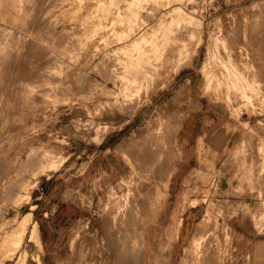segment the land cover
I'll return each mask as SVG.
<instances>
[{
  "label": "rangeland",
  "instance_id": "obj_1",
  "mask_svg": "<svg viewBox=\"0 0 264 264\" xmlns=\"http://www.w3.org/2000/svg\"><path fill=\"white\" fill-rule=\"evenodd\" d=\"M0 76V233L27 211L46 232L35 204L50 203L46 179L66 165L86 161L102 179L79 216L49 224L53 244L36 264H264V252L247 255L234 237L253 229L264 241V0H0ZM199 99L238 119L225 151L240 161L230 192L240 203L224 201L211 177L169 210L168 190L151 204L141 184L170 162L173 175L180 121Z\"/></svg>",
  "mask_w": 264,
  "mask_h": 264
},
{
  "label": "crops",
  "instance_id": "obj_2",
  "mask_svg": "<svg viewBox=\"0 0 264 264\" xmlns=\"http://www.w3.org/2000/svg\"><path fill=\"white\" fill-rule=\"evenodd\" d=\"M195 103L199 104L198 109L187 112L178 129L180 160L175 164L173 175L170 174L166 193L162 195V197L166 196L168 190V197L164 200V209L173 208L177 198L180 200L193 196L195 190L206 185L211 177L216 178L220 183V189L224 191V194L220 196L224 201L234 205L240 203V200L236 199L241 196L230 193L231 183L239 179L237 177L234 179V176H240L242 173L239 169L240 161H234L229 155L227 156L225 151L237 138L238 119L231 108L223 102L199 99ZM102 144L103 141L97 145V149H102ZM119 146V143L115 145L116 150ZM121 147L123 148L122 145ZM72 161H78V159ZM123 161V158L114 161L115 168L110 175L116 179L122 175L120 171H123ZM65 167L63 173L56 171L50 179H46L52 183L46 192L50 203L42 208H40V203L35 204L36 210H39L41 215L40 222L46 223L47 226L46 232L42 230L40 234L41 245L45 248L52 245L54 239L49 224L54 225L55 220L68 221L72 217L79 216L81 209L84 210L92 187H95L92 186L93 182L102 181L99 176L91 175L90 166L86 161L79 167L76 162ZM55 185L59 192L57 197H55ZM64 209L67 214L65 217H60ZM234 222L239 226L242 221L241 218H236ZM257 236L258 233H255L253 229L234 230L238 250L240 251L243 247L247 255H250L252 250L255 251L256 247H258V252H264V241L257 240ZM248 248L250 250H247Z\"/></svg>",
  "mask_w": 264,
  "mask_h": 264
},
{
  "label": "bare ground",
  "instance_id": "obj_3",
  "mask_svg": "<svg viewBox=\"0 0 264 264\" xmlns=\"http://www.w3.org/2000/svg\"><path fill=\"white\" fill-rule=\"evenodd\" d=\"M39 4H41V3H39ZM40 6V5H39ZM25 8V7H24ZM65 12V11H64ZM63 12V13H64ZM27 14V13H26ZM29 18V17H28ZM35 18V17H34ZM34 18H33V20H34ZM36 19V18H35ZM42 20V19H41ZM51 20V19H50ZM20 21V20H19ZM4 22H5V20H4ZM27 22V21H26ZM28 23V22H27ZM42 23H40V25H41ZM45 24V23H44ZM52 24V23H51ZM36 25H37V23H36ZM39 25V24H38ZM30 26V25H29ZM35 27V26H34ZM30 29V28H29ZM34 28L32 27V30H33ZM28 30V29H27ZM26 30V31H27ZM29 34V33H28ZM13 38V37H12ZM32 41V40H31ZM30 41V42H31ZM31 45V44H30ZM23 48V47H22ZM45 49V48H44ZM20 50V49H19ZM47 54V53H46ZM45 54V55H46ZM28 55V54H27ZM19 56H21V55H19ZM26 56V55H25ZM18 57V56H17ZM43 58V57H42ZM26 59V58H25ZM24 59V60H25ZM30 59V58H29ZM6 61V60H5ZM36 61V60H35ZM38 61V60H37ZM21 62V61H20ZM34 62V61H33ZM19 63V62H18ZM10 64V63H9ZM34 64V63H33ZM43 64V63H42ZM8 65V64H7ZM15 65V64H14ZM31 65V64H30ZM17 66V65H16ZM40 66V65H39ZM47 66V65H46ZM50 66V65H49ZM6 67V66H5ZM27 67H29V65L27 66ZM14 69V68H13ZM47 69V68H46ZM43 70V69H42ZM53 70V69H52ZM45 71H47V70H45ZM44 71V72H45ZM41 72V71H40ZM43 72V71H42ZM56 74V73H55ZM44 75H46V74H44ZM52 75V74H51ZM57 75V74H56ZM3 76V75H2ZM6 76V75H5ZM8 76V75H7ZM41 76V75H40ZM1 77V76H0ZM39 77V76H38ZM42 77V76H41ZM34 78H35V76H34ZM47 78H48V76H47ZM14 79V78H13ZM54 79V78H53ZM61 79V78H60ZM44 80V79H43ZM28 81V80H27ZM20 82V81H19ZM21 84V83H20ZM15 85V84H14ZM23 85V84H22ZM17 86V85H16ZM35 86V85H34ZM52 86H54V85H52ZM24 87V86H23ZM28 87V86H27ZM34 88V87H33ZM68 88V87H67ZM31 90H33V89H31ZM30 90V91H31ZM22 92V91H21ZM244 93V92H243ZM22 95V94H21ZM14 96H15V94H14ZM26 97V96H25ZM38 97V96H37ZM58 97V96H57ZM26 99V98H25ZM44 99V98H43ZM30 100V99H29ZM32 101V100H31ZM1 102V101H0ZM5 102V101H4ZM23 102H25V101H23ZM41 103V102H40ZM45 103H46V101H45ZM14 104V103H13ZM32 104V103H31ZM34 104V103H33ZM42 104V103H41ZM38 105V104H37ZM36 105V106H37ZM40 105V104H39ZM44 105V104H43ZM35 106V105H34ZM45 106H46V104H45ZM6 107V106H5ZM40 108V107H39ZM6 109V108H5ZM36 109H37V107H36ZM44 109V108H43ZM12 110H14V109H12ZM42 110V109H41ZM20 111V110H19ZM39 113V112H38ZM17 115V114H16ZM15 115V116H16ZM20 115V114H19ZM27 115H28V113H27ZM1 116H2V114H1ZM18 116V115H17ZM16 116V117H17ZM14 118V117H13ZM11 119V118H10ZM19 120V119H18ZM178 120H180V118L178 119ZM177 121V120H176ZM12 122H14V121H11V123ZM178 123V122H177ZM180 123H181V121H180ZM0 125H3V124H0ZM4 125H5V123H4ZM180 125V124H179ZM16 126V125H15ZM18 127V126H17ZM2 128V127H1ZM5 129V128H4ZM172 130V129H171ZM175 130V129H174ZM173 132V131H172ZM175 132H176V130H175ZM24 134V133H23ZM171 136V135H170ZM174 135H173V133H172V137H173ZM6 137V136H5ZM3 138V137H2ZM22 138V137H21ZM171 138V137H170ZM173 139V138H172ZM172 139H171V141H172ZM170 140V139H169ZM170 142V141H169ZM14 143V142H13ZM171 143V142H170ZM11 146H12V144H11ZM14 146V145H13ZM169 146V145H168ZM170 149V148H169ZM1 150V149H0ZM1 152V151H0ZM173 152V151H172ZM152 153V152H151ZM150 153V154H151ZM38 156V155H37ZM47 157V156H46ZM150 157H151V155H150ZM2 158V157H1ZM0 158V159H1ZM29 158V157H28ZM146 158H147V156H146ZM7 159V158H6ZM152 159H153V156H152ZM152 159H151V161H152ZM138 161V160H137ZM147 162H148V160H146ZM151 161H150V163H151ZM32 162V161H31ZM140 162V161H139ZM36 163V162H35ZM150 163H149V165H150ZM4 164V163H3ZM155 165V164H154ZM154 165L153 164H151L150 165V167H149V169H151V170H153L154 169ZM2 166V165H1ZM147 166V165H146ZM170 169H171V172H168V171H164V173H163V175L161 176V177H158L157 175H154V176H147V177H145V182L143 183L142 182V184H141V186L142 185H144L145 186V188H146V190L147 191H149V193H150V196L151 197H149V202L151 203V204H156L157 202H158V200L162 197V195L164 194V193H166V189H167V184H168V180H169V177H170V174L172 173V170H173V165H171V162H170V164H169V166H168ZM1 168V167H0ZM25 169V168H24ZM2 170V169H1ZM169 170V169H168ZM49 174V173H48ZM4 175V174H3ZM9 175V174H8ZM50 176V175H49ZM16 180V179H15ZM23 180V179H22ZM144 181V180H143ZM20 185V184H19ZM23 185V184H22ZM13 186H11V188H12ZM10 189V188H9ZM10 191V190H9ZM12 192H13V188H12V190H11ZM14 191H15V188H14ZM7 192H8V190H7ZM10 194H11V192H10ZM18 194V193H17ZM28 195V194H27ZM18 196H20V195H18ZM18 196H16V198L18 197ZM21 197V196H20ZM9 198V197H8ZM13 198H14V196H13ZM10 199H12V198H10ZM13 200V199H12ZM11 200V201H12ZM18 201V200H17ZM24 202V201H23ZM5 203H6V201H5ZM14 204L16 203L15 201L13 202ZM142 204V203H141ZM144 205H146L145 203H144ZM193 205L194 204H192V207H193ZM33 206V205H32ZM195 206V205H194ZM31 207V206H30ZM136 207V206H135ZM146 207V206H145ZM191 207V206H190ZM32 210V209H31ZM138 210L140 211V209L138 208ZM142 212V211H141ZM129 214V213H128ZM15 215V214H14ZM7 219V218H6ZM5 219V220H6ZM4 220V222H6ZM30 220H32L31 218H30V212L29 211H27V212H25L24 214H21L20 216H18V214H16L15 216H13V217H11L10 218V224L9 225H7V226H4V228H3V232L2 233H0V264H4L6 261H9V260H13L14 261V264H36L37 262H41V259L43 260V258H42V253H43V247H42V245H41V242H40V240H39V233H38V229H37V223L36 222H31ZM200 220V219H199ZM128 221V220H127ZM126 221V222H127ZM133 222V221H132ZM131 222V224L129 225V227H131V226H133L134 224ZM178 222H181V220L179 219L178 220ZM198 222V221H197ZM202 223L203 221H199L198 223ZM6 224V223H5ZM180 224V223H179ZM203 224H204V222L202 223V226H203ZM2 225V224H1ZM125 225H127V223L125 224ZM197 224H195V226H196ZM136 226L137 227H135V226H133V228L135 227L136 229L139 227L140 228V222H136ZM198 226H200V224L198 225ZM198 226H196L197 228H199ZM205 226H207V225H204V227ZM117 227H118V225H117ZM123 226H119L118 227V230H117V232L122 228ZM128 227V228H129ZM178 227H180V225H178ZM196 227H194V228H196ZM204 227H202V229L204 228ZM126 228V227H125ZM175 228H176V226H175ZM209 228V227H208ZM134 230V229H133ZM177 231H179L178 230V228L176 229ZM194 230V229H193ZM197 229H195V231H196ZM199 230V229H198ZM201 230V229H200ZM204 230H205V228H204ZM135 231V230H134ZM137 231H138V229H137ZM136 231V232H137ZM142 232V231H141ZM130 233V232H129ZM193 233H195L194 231H193ZM138 234V233H137ZM178 234V233H177ZM24 235H26V238H27V242L31 245L30 246V248H27V247H23L22 245H23V243H22V240H23V238H24ZM193 235H195V234H193ZM192 235V236H193ZM172 236V235H171ZM177 236V235H176ZM36 237V239L34 240L33 238H35ZM196 237V236H195ZM195 237H193V238H195ZM200 237V236H199ZM140 238V237H139ZM172 238V237H171ZM198 238V237H197ZM33 239V240H32ZM132 239V238H131ZM184 239V238H183ZM133 240V239H132ZM136 240V239H135ZM134 240V241H135ZM195 240H196V238H195ZM134 241H132L131 243H133V245H135L136 244V242H137V244L139 243V241L137 240L135 243H134ZM194 240H192V242H193ZM197 241H198V239H197ZM189 242L190 241H188L187 242V244H189ZM191 242V246H192V249H191V246H190V249H191V252H193V254L195 255V253H196V249H198V243H192ZM200 242V241H199ZM140 244V243H139ZM200 244V243H199ZM116 245V244H115ZM130 246V245H129ZM140 246V245H139ZM132 247V245L130 246V247H128V245H126V251H131V249L129 250L128 248H131ZM185 247V246H184ZM184 247H183V249H181V250H184ZM133 248V247H132ZM186 248H187V246H186ZM189 248V247H188ZM186 249V251L187 250H189V249ZM128 249V250H127ZM140 250V249H139ZM181 252H183V251H181ZM190 252V253H191ZM190 253H185L186 254V256H187V258H189L188 256L189 255H187V254H190ZM183 254V253H182ZM192 253H191V255H193ZM197 254H198V250H197ZM184 255V254H183ZM183 255H182V257H183ZM191 255H190V258H191ZM193 255V256H194ZM186 256H184L183 257V259L186 257ZM195 257L197 258V256L195 255ZM181 258V257H180ZM167 259H168V257H167ZM180 260V259H179ZM191 260V259H190ZM189 260V263L191 264V261ZM193 261V260H192ZM194 262H192V264H193Z\"/></svg>",
  "mask_w": 264,
  "mask_h": 264
}]
</instances>
